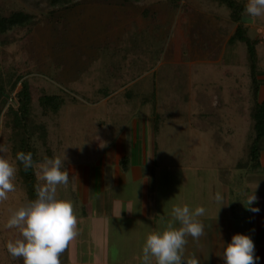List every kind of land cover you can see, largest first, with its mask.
<instances>
[{"label":"rangeland","instance_id":"374dc122","mask_svg":"<svg viewBox=\"0 0 264 264\" xmlns=\"http://www.w3.org/2000/svg\"><path fill=\"white\" fill-rule=\"evenodd\" d=\"M72 1V9L58 11L65 20L60 30L45 21L52 9L50 0H0V16L21 12L33 17L29 26L0 35L2 65L34 60L37 75L57 99H74L56 114L33 117L44 125L48 141L45 146L40 139L35 142L40 156L34 164L38 188L44 183L39 168L43 160L65 158L63 167L68 168V185H58L56 194L71 202L77 235L59 254L60 264L70 257L78 263L92 259L86 254L94 252L95 239L90 225L77 218L82 211L73 174L77 165L93 171L94 164L101 163L104 149H99V143L104 141V147L114 146L118 156L135 165L123 174L121 187L131 210L104 220V262L141 264L145 236L162 230L161 218L174 205L203 206L206 215L213 211L214 195L220 193L240 218L254 99L246 48L239 42L227 44L235 29L229 10L217 0H177L176 7L170 0ZM243 20L248 36L256 42L258 79L259 68H264V15L249 19L243 13ZM26 36L29 42L23 45ZM108 42L123 52L111 56L100 51ZM109 64L115 65L116 74L117 66L123 70L118 84L106 72ZM174 64L180 66L179 73ZM179 76L185 77L183 82ZM261 95L258 92L257 100H262ZM167 112L171 114L166 116ZM155 114L162 116L157 122ZM4 120L0 118V132ZM0 157L16 169L14 190L0 200V254L5 257L7 243L20 236L18 228L6 227L7 220L28 202V193L7 147L0 146ZM112 171L105 168L99 180L113 192ZM143 198L148 200L146 217L140 211ZM202 251L207 258L199 257V264H207L209 249Z\"/></svg>","mask_w":264,"mask_h":264},{"label":"clouds","instance_id":"9594fccd","mask_svg":"<svg viewBox=\"0 0 264 264\" xmlns=\"http://www.w3.org/2000/svg\"><path fill=\"white\" fill-rule=\"evenodd\" d=\"M244 14L249 19L264 15V0H248ZM15 159L25 170L34 165L30 152H17ZM64 159L53 157L39 164L43 185L37 189L34 200L13 211L7 220L6 227L18 228L20 232L19 239L7 243V252L13 258H22L23 264H60L59 254L77 235L71 202L56 194L58 185L66 187L69 182ZM15 172L13 164L0 157V200L7 199V194L14 190ZM213 199L222 205L220 193ZM256 199L254 191L245 194L244 208L258 212V208L252 207ZM205 212L203 206L192 209L186 204L172 206L167 218H161L162 230L145 236L141 264H199L196 257H184V246L189 236L196 241L204 234V225L198 217ZM254 252L251 238L237 233L223 247L222 258L224 264H258L259 257Z\"/></svg>","mask_w":264,"mask_h":264},{"label":"trees","instance_id":"16d2710c","mask_svg":"<svg viewBox=\"0 0 264 264\" xmlns=\"http://www.w3.org/2000/svg\"><path fill=\"white\" fill-rule=\"evenodd\" d=\"M170 1L172 7L177 6V0ZM217 2L229 10L230 19L235 24V29L232 35L229 36L227 44L232 45L236 42L244 44L251 66L249 75L254 104L249 116L252 120L253 137L249 144L248 164L255 167L261 143L264 139V101L258 102L256 98L260 86V82L256 77L257 65H255L256 52L254 48L256 42L247 34L243 20L245 5L237 0H217ZM74 4L72 0H50L52 9L49 11V15L45 17V21L53 24L57 29L64 30L63 24L65 20L61 15H58V11L60 9L64 11L70 10ZM32 18L31 15L21 12H12L5 17L0 16V35L15 27L29 26L32 23ZM24 39L26 42H23V45L29 42L27 36ZM134 49L135 47L130 49V51ZM99 50L102 52L106 51L111 56H119L123 52V49L116 48L113 42L106 43ZM2 58V55H0V118H4L5 120L3 123V132H0V137L2 138L0 146L7 147V150H10L14 158L17 152H30L35 164L40 160L38 150L35 146L36 139H40L43 146L47 145L48 141L45 138L47 132L44 129V125L39 124V122L36 123L33 117H38L39 115L44 117L56 114L59 107L64 106L66 102H74V99L67 98V101L64 98L57 99L51 87L43 83L40 76L37 75L38 68L34 60L25 58V62L19 61L14 64L2 65ZM108 66L106 72L108 75L113 74L111 78L113 82L115 81V84H118L121 80L123 70H119L117 66L116 74L113 72L115 65L109 64ZM172 66L179 73L178 70L181 68L178 67L180 66L176 64ZM177 78H180L179 82H183L185 79L184 76ZM37 110L39 111L38 115L35 114ZM167 114L171 113H165L166 116H168ZM165 115L163 117H166ZM159 117L162 116L156 115L154 121H159ZM154 130H156V126H154ZM119 161L124 168L127 162L126 158L122 157ZM16 162L27 187L28 201L34 200L38 189L34 165L25 170L19 161L16 160ZM0 264H23V260L20 257L13 258L9 253L5 257L0 254Z\"/></svg>","mask_w":264,"mask_h":264},{"label":"crops","instance_id":"0c3cea01","mask_svg":"<svg viewBox=\"0 0 264 264\" xmlns=\"http://www.w3.org/2000/svg\"><path fill=\"white\" fill-rule=\"evenodd\" d=\"M263 56L264 52H262V57ZM262 61H264V58H262ZM261 67L259 70L262 71V77L258 78L260 82L258 92L262 93L261 96L263 98L262 100H257L258 102L264 101V90H262L264 88V68ZM104 143L105 141L101 144L99 143V149H104L102 151L101 163L94 164L93 171H85L82 165H77L74 168L75 173L73 174V178H75L73 187L77 194V198L81 200H78V204L80 208L79 212L82 211V213H80L77 218L85 220L90 225V232L95 239V243L93 242L94 252L92 254L87 252L86 254L92 257V259L78 263L76 259L74 261L70 257L69 261L65 264H108L103 261V254L101 253V250L106 248L105 236L107 231L105 229L104 220L107 217H121L123 210H131L130 208H132V205L128 203L123 194H121V187L125 184L123 174H126L128 169L134 168L132 166L135 165L133 162H126V168H123L119 161L122 156H118L119 151L117 148L114 146L104 147ZM229 167L235 168L233 164H230ZM105 168H109V170L111 168L113 170L111 174H109L111 182L113 178V192L109 188H105L106 186L103 184V181L99 180V177L104 178ZM65 170L68 171V168ZM145 181L143 183H145ZM241 185L243 200L245 194L254 191L257 199L252 207L258 208L259 211L253 213L246 210L244 208L246 205H244L243 213L240 217L241 221L239 222L240 218H236L235 213L231 211V209H233L232 203L225 199L226 204L224 203L225 201H222V206L212 201L211 207L213 211L202 217H198L204 225V234L196 241H193L190 236L187 238V243L184 246L185 258L196 257L199 259V257L205 256L207 258V254L205 255L202 249H204L205 253H207L209 249L207 264H224L222 258L223 247L230 241L231 236L239 233L240 230L242 234L248 235L251 238L254 244V254L259 257L258 264H264V140L261 143L256 166L253 167L251 164L247 165L241 180ZM142 200L143 202L140 207L141 216L146 217L145 209H149L146 208L148 200L146 198ZM237 223L240 225L238 230L235 228ZM109 264L119 263L110 262Z\"/></svg>","mask_w":264,"mask_h":264}]
</instances>
